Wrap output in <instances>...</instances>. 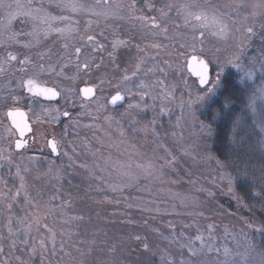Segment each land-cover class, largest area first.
Masks as SVG:
<instances>
[{"label": "rangeland", "instance_id": "obj_1", "mask_svg": "<svg viewBox=\"0 0 264 264\" xmlns=\"http://www.w3.org/2000/svg\"><path fill=\"white\" fill-rule=\"evenodd\" d=\"M152 2L157 7L169 3L179 7L187 0ZM44 3L47 4V0ZM198 3L211 18L227 12L225 5L229 0H198ZM143 4L144 0H136L135 5L133 0H101L99 3L86 0L84 7L87 12L93 13L90 17L92 23L88 26L89 16L82 13L79 17L80 31L69 43L81 46L79 59L81 63L87 59L91 68H81L77 72L74 49L70 48L68 51L72 52L73 64L64 70L63 75L41 73L39 81L42 85L56 86L62 92L56 100L33 97L20 86V80L33 75L37 71L36 64H44L45 67L56 65V72H59V64L65 62L62 58L67 56L64 41L54 33L42 39L38 46L25 48L22 44H14L7 49L21 59L29 56L32 65L27 66L26 72H20V65L12 62L8 73L0 76V147H8L11 143L9 151L14 156L12 165L0 163V178L7 181L10 198L11 191L19 186L15 165L27 168L28 171L22 174L35 207L26 204L23 195L11 211L7 209L6 201L0 200V243L4 248L0 261L5 264H168L169 261L179 264L189 255L186 248L180 247L181 233L185 237L203 234L205 238L206 244L192 258V264H245L240 254L246 248L252 253L247 264H259V256L264 254V250L258 240L261 230L257 229L263 224L247 211L243 200L235 198L240 195L234 183L233 192L228 191V181L221 178L222 173L233 176L224 163L223 169L217 166L215 160H222L212 150L213 126L202 116L217 89L193 109L194 119L186 115L182 130L175 126L180 116L179 109L171 104L168 106L171 112L161 115L160 100H157L155 109L133 113L132 116L121 115L124 111L122 107L113 110V106L108 105L107 112L99 108L105 98L115 92L122 76L130 75L138 58L145 54L149 59L135 79L142 78L148 83L163 81V86H158L157 91L173 87L177 98L189 90L196 92L199 89L198 79L188 70L185 58L193 54L189 45L195 29L192 25L186 26L173 10L167 24L168 36L160 35L158 29H151L136 18L141 14L157 15L144 9ZM223 19L233 29L232 38L226 43L219 41L211 36V28H206L204 43L195 44L197 53L202 49L212 61L210 80L221 72L217 65L219 61L223 68L221 75L226 69L233 68L243 78L255 83L254 110L263 117L264 98L258 89L264 87V72L257 64L253 77L249 78L233 64L225 63L234 54H240L235 47L240 33L235 31L237 25L228 16H223ZM22 21L23 18L14 23L15 30L30 31L32 21ZM196 23L193 21V24ZM89 34L95 36L97 45H103L102 49L80 40L81 36L86 40ZM195 35L199 41V31ZM27 39L30 38L21 37L22 41ZM117 40L125 43L114 48ZM153 42L162 45L158 52L150 47ZM138 45L146 48V53H141ZM261 50H264V30L257 25L256 35L243 46L240 61L248 65L249 59L259 56ZM38 53L47 55L40 60ZM5 54L6 49L0 48V56ZM149 68L154 71L145 76L143 73ZM84 84L97 86L98 101L87 108L97 117L95 121L84 114L82 105L89 103L80 93ZM12 95L19 97L18 102L12 101ZM17 106L30 112L38 143L45 144L47 135L57 139L59 155L45 157L39 153L21 154L15 151L17 133L6 113L9 108ZM44 109L49 111L44 112ZM52 109H59V112ZM66 110L71 115L63 118L61 115ZM108 113L115 116L119 125L104 119ZM54 116H59V119H53ZM200 122L211 127L210 138L201 131ZM89 124H93L92 127H85ZM181 131L182 139L172 135L173 132L179 135ZM208 156L215 159H207ZM146 163L152 165L150 175L137 167ZM121 164L130 168L121 169ZM129 170L135 174V179L124 174ZM57 171L59 178L53 174ZM110 186H117V190L112 191ZM53 197L56 199L53 200ZM9 215L12 216L13 229L20 230L18 238L8 233ZM19 217H27L28 220L37 217L41 225L46 223L56 236L55 252L52 251L51 241L47 250L39 248V240L48 237L46 229L41 226L36 231L37 226L33 224V232L25 237L17 223ZM71 217L83 219L71 220ZM210 225L214 226L212 232L208 231ZM137 236L141 239L137 240ZM13 239H17L15 248L10 247ZM24 239L29 240L28 245L21 243ZM93 241L95 243H91ZM145 243L149 245L148 249L144 248ZM209 244L212 245L211 251L207 247ZM113 246L115 251L110 252ZM33 247L37 248L35 253L32 252ZM225 249L229 251L225 252Z\"/></svg>", "mask_w": 264, "mask_h": 264}, {"label": "snow or ice", "instance_id": "obj_2", "mask_svg": "<svg viewBox=\"0 0 264 264\" xmlns=\"http://www.w3.org/2000/svg\"><path fill=\"white\" fill-rule=\"evenodd\" d=\"M97 3L101 2V0H96ZM107 2V0H104ZM86 0H47V4L44 3V0H0V48L6 49V54L4 56H0V76L6 75L10 68L12 67V62H16L20 65L19 71L26 72L27 66L32 65V59L29 56H25L23 59L19 58L17 54L12 51H8L12 45L14 44H22L25 48H32L38 46L41 43L42 39H47L52 34H57L63 41V48L65 49L67 56L62 59L65 60L63 64H59L60 71L56 72V65H49L45 67L44 64H36L34 67L37 71L28 76L26 79L20 80V86L26 89V91L32 94L33 97H44L46 100L52 101L56 100L58 97H61L62 92L58 91L56 86L47 87L43 86L39 81V75L44 72L55 73L56 75H63L64 70L73 64L71 60L72 52L68 50L74 49V54L76 56L75 67L77 72L81 70V68L88 70L91 68V64L87 59H85L82 63L80 61V56L82 55V48L78 43H69L70 40L75 39V35L79 33V17L82 13L89 16L87 21L88 26L91 25L92 21L90 19L93 13L87 12L85 10ZM136 0H133V5H135ZM227 12L223 13L221 16L213 15L209 18V15L206 10L200 9L198 0H187V3L180 5L177 7L174 3H169L167 5H163L157 7L152 0H144L143 8L147 9L148 12H155L157 15H144L141 14L137 19L144 22L151 29H158L159 34L165 37L168 36L169 29L167 24L169 23V17L173 10H175L176 15L181 17L183 23L187 25H192L195 29L192 43L189 45L193 49V54H191V58L193 55L197 58V63L200 64L198 70L191 72L192 75L197 77L199 82V89L196 92L191 90L182 94L179 98L176 97L175 91L173 87H167L166 90L161 88L160 91H157L158 86H163V81H154L152 83H148L145 79H135L137 78L141 71L142 66L148 61L149 57L145 54L138 58L137 64L135 65V69L131 72V74H125L122 76L120 82L116 85V90L114 94L110 96V99L105 98V102L99 105L100 110L107 112L108 105L113 106V110L122 107L124 111L121 113L123 116H132L133 113H140L142 111H146L149 109H155L157 107V100H160L159 104V114L163 115L166 113H170L171 109L168 107L171 104H175L176 107L180 111V116L177 118L175 122V126L177 128H183V122L186 119V115L192 116L194 119L193 109L206 100L221 84L220 75L223 70L222 66L217 61L218 67L221 68V72H217L214 79L210 80V65L212 61L205 56L204 51L201 49L199 53L195 48V44L197 42L203 44L205 38L204 29L211 28L210 34L211 36L217 38L219 41L227 42L232 38L233 29L230 24L223 19V16H228L229 19L233 21L237 25L235 31L240 33L239 43L235 45L238 53L242 54L243 46L246 41H249L254 35H256L257 25L261 30H264V0H229V3L225 5ZM199 9V10H197ZM54 10V11H53ZM143 13V12H142ZM23 18L22 22L32 21V26L30 31L20 30L17 31L14 28V23L17 20ZM211 19V23L209 20ZM193 21H196V24H193ZM174 27H178V25L173 24ZM88 31V27L85 28V32ZM199 31L201 39L197 41V37L195 33ZM156 33H153L155 35ZM21 37H27L25 41L21 40ZM81 41H84L85 44L91 43L93 47L103 48V45H97L96 38L94 35H87L86 40L85 37H80ZM125 43L124 41L117 40L114 42L113 47H117L120 44ZM138 50L141 53H146V48H140L137 46ZM150 47L159 51L162 47L160 43L153 42L150 44ZM240 54H234L233 58H230L225 61L226 64H233L235 67L244 71L245 74L252 78L254 75V71L256 70V65L259 64V70L264 72V50H261L259 56H253L249 59L248 65H244L240 61ZM38 58L40 60L45 59L46 53H38ZM186 58V65L188 68V61L191 59ZM7 66V67H6ZM184 66H181L183 68ZM153 68L147 69L143 74L147 76L148 73L153 72ZM159 71L163 72V69H159ZM127 73V70H125ZM71 79H75V77H70ZM103 85V81H101V86ZM210 85V86H209ZM185 87L188 85L185 82ZM262 98H264V87L258 89ZM80 93L83 95V99L88 101V104H83L82 107L85 108V115L91 117L93 121L97 119V117L92 113L88 112L87 108L92 103H97L98 99H96L97 86H86L80 89ZM185 95L188 97L185 99ZM14 103L18 102L19 97L12 95L10 97ZM65 99L67 97L65 96ZM151 101L152 103H149ZM255 106V93L249 97V101L247 107L249 109H254ZM44 112H48V109H44ZM53 112H59V109H52ZM7 117L11 120V124L17 129L20 133V136L23 137L26 132H31L27 119L26 113L21 111L19 108H10L7 113ZM64 117H70L69 111H64L62 113ZM53 119H59V116L52 117ZM39 119V117H37ZM104 119L108 122L117 123L119 125V121L116 120L115 116L111 113L105 115ZM93 124L85 125V127H92ZM200 129L202 132H206L210 138L212 129L209 125L200 122ZM6 131H8L6 129ZM233 132H236V124H233L232 128ZM261 131H264V127H262ZM153 133L155 130L153 129ZM123 131H121V135H123ZM173 136H178L179 139L183 138L182 131L178 135L176 132L172 133ZM50 149L53 153L59 155V142L56 139H52L48 141ZM15 149H25L27 146V140L17 139L14 143ZM11 147V143H9L8 147H0V163H7L12 165L14 162V156L9 148ZM67 155V153H64ZM171 156V154H169ZM32 158H30L31 160ZM207 159H215V157L208 156ZM170 162V161H167ZM218 167L223 169L225 165L219 159L215 160ZM84 165H81L83 167ZM16 172L15 176L19 180V186L15 188V190L11 191V195L9 198V190L7 186V181L0 178V200L6 201V206L9 211H11L14 203L23 195L24 201L26 204L31 205L33 208L35 204L33 199L29 196L25 177L22 174L23 172L28 171L27 168L22 169L20 164H16ZM121 169H124L126 166L124 164L120 165ZM143 169L145 174L150 175L152 172V165L150 163H146L144 165H137ZM52 172V169H49ZM56 178H59V172L53 173ZM125 175L129 176L131 179H135V174L130 170L124 172ZM222 179H227L228 181V191L233 192V183L234 180L230 175H225L222 173ZM112 191L117 190V186H110ZM256 195H261V193L257 192ZM235 198L240 201L242 197L235 196ZM53 200L56 197L52 198ZM66 207L67 205H62ZM202 215V213H201ZM82 217H71V220H82ZM70 221H65V223H69ZM17 223L23 229V235L25 237H29L33 232V224L37 227L36 231L40 230L42 226L48 232V237L41 238L39 240V248L43 250H47L48 243L51 241L52 251L56 250V236L55 233L48 225L45 223L41 225L40 220L37 217H33L32 220H28L27 217H19ZM7 230L9 235L13 237H19L20 230L13 229L12 227V216L9 215V219L7 222ZM169 227L172 228L173 225L169 222ZM187 227V225H186ZM257 230L264 231V225L259 226ZM209 232L214 231V226H209ZM181 243L180 247L182 249H187L188 258L181 259L179 264H192V258L198 255L200 248H203L206 244L205 238L203 234H197L194 237L188 236L185 237L183 233L180 234ZM137 240L141 238L139 236L136 237ZM197 242H199V247H197ZM21 243L28 245L29 240L24 239ZM91 243H95L94 241ZM17 246V239H13L11 241L10 247L15 248ZM209 251L212 250V245H207ZM144 248L148 249L149 245L147 243L144 244ZM60 250L64 251V246L61 244ZM37 251L36 247L32 248V252L35 253ZM79 251V249H77ZM110 252L115 251V246L109 250ZM228 249H225V252H228ZM4 253V248L2 243H0V255ZM252 253L249 249H245L243 253H241V257L245 264H247V260ZM66 255H71L70 253H66ZM0 264H5L4 261H0ZM82 264V262H81ZM168 264H174L173 261H169ZM259 264H264V254H260L259 256Z\"/></svg>", "mask_w": 264, "mask_h": 264}, {"label": "trees", "instance_id": "obj_3", "mask_svg": "<svg viewBox=\"0 0 264 264\" xmlns=\"http://www.w3.org/2000/svg\"><path fill=\"white\" fill-rule=\"evenodd\" d=\"M220 79L202 113L213 126L212 150L233 176L247 211L264 225V114L261 117L247 107L257 86L233 68L226 69ZM234 123L236 132L232 131ZM258 240L264 250V231L259 232Z\"/></svg>", "mask_w": 264, "mask_h": 264}, {"label": "flooded vegetation", "instance_id": "obj_4", "mask_svg": "<svg viewBox=\"0 0 264 264\" xmlns=\"http://www.w3.org/2000/svg\"><path fill=\"white\" fill-rule=\"evenodd\" d=\"M41 99H45L44 97H40ZM17 107H21V106H17ZM25 108V107H23ZM26 109V108H25ZM27 113H28V119L30 121V128L32 129L31 132H26L24 134L23 137L20 136V133L18 132V130L15 129L16 133H17V136L15 138L16 139H24V140H27V146L25 149H20V150H15L16 152L18 153H26V154H31V153H39L40 155L42 156H45V157H51L53 155V152L51 151L50 149V146L48 144V141L50 140V138H52L53 136L52 135H47L45 137V144L47 146H45V144L43 143H38L36 141V134H35V127H34V124L32 123V120H31V115H30V112L28 111V109H26Z\"/></svg>", "mask_w": 264, "mask_h": 264}, {"label": "water", "instance_id": "obj_5", "mask_svg": "<svg viewBox=\"0 0 264 264\" xmlns=\"http://www.w3.org/2000/svg\"><path fill=\"white\" fill-rule=\"evenodd\" d=\"M191 58V55L188 57V59H190ZM199 67H200V64H198L197 63V58H196V56L195 55H193L192 56V58L188 61V70L190 71V72H193V71H196V70H198L199 69ZM44 86V85H43ZM86 86H93L92 84H84V85H82L81 86V88L80 89H82V88H84V87H86ZM112 94H114V93H112ZM111 94V95H112ZM81 95H82V93H81ZM110 95V96H111ZM83 96V95H82ZM108 99H110V97L108 98ZM110 105V104H109ZM111 106V105H110ZM14 108H19L21 111H23V112H25L26 113V119H27V122H28V124H30V121L28 120V113H27V111L24 109V108H21V107H14ZM10 109V108H9ZM8 109V110H9ZM7 110V111H8ZM62 117H64L63 115H62ZM9 121H10V123H11V120L9 119ZM12 125V124H11ZM13 126V125H12ZM14 127V126H13ZM15 128V127H14ZM17 130V129H16ZM19 132V131H18ZM19 139V138H18ZM52 139H55V138H50V140H52ZM17 140V139H16ZM49 140V141H50ZM55 155H57L56 153H54Z\"/></svg>", "mask_w": 264, "mask_h": 264}]
</instances>
